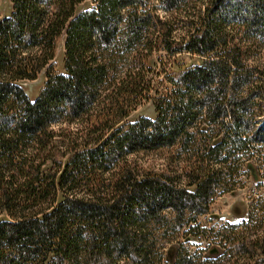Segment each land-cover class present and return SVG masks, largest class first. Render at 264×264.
<instances>
[{"label":"trees","instance_id":"1","mask_svg":"<svg viewBox=\"0 0 264 264\" xmlns=\"http://www.w3.org/2000/svg\"><path fill=\"white\" fill-rule=\"evenodd\" d=\"M10 2L0 18V264H161L152 225L195 232L240 174V155L264 161V0ZM159 51L166 60L152 64ZM183 52L200 61L183 65ZM158 62L165 87L154 84ZM46 66L30 99L16 82ZM149 98L154 118L125 122ZM157 149H168L159 170L133 157ZM257 209L254 233L233 224L219 234L228 263L180 249L173 264H264Z\"/></svg>","mask_w":264,"mask_h":264},{"label":"rangeland","instance_id":"2","mask_svg":"<svg viewBox=\"0 0 264 264\" xmlns=\"http://www.w3.org/2000/svg\"><path fill=\"white\" fill-rule=\"evenodd\" d=\"M89 4V3H88ZM87 3L82 4V7ZM11 10L10 0H0V18L9 14ZM256 49L255 47L251 48ZM163 60L165 59V52L159 51L153 54L151 63L156 61L157 56ZM177 60L183 62V65H189L200 61V56L191 53H180L177 55ZM64 47L63 39L59 42L54 58L51 60V69L54 72H63ZM165 63L158 62L155 65V70L158 71V82L154 83L156 87H165L168 82L165 79ZM48 66L44 67L38 72L35 78L21 79L16 83L22 88L30 99H34L43 86L45 81V72ZM170 68L167 67L166 70ZM154 97L157 96L154 92ZM154 99L149 98L142 100L136 108L126 118L125 122H131L138 117L154 118ZM168 149H157L152 151L142 150L133 155L137 163L143 169L159 170L164 161ZM240 162H237L239 175L235 177L234 184L231 188L223 190V188H216L219 194L215 195L209 205V212L200 214L197 219L198 228L193 233L184 234L182 229L177 230L174 226H169L167 231L162 234L163 227L159 222L152 225L155 229V240L162 252L161 264H173L180 249H185L191 255L192 260L210 259L215 262L228 263L231 257L229 245L223 240L219 241L221 232H227L231 225L243 233L251 226L254 233V226L256 217H262V210L259 211L257 207L261 205L264 207V161L256 162V155L247 153L240 155ZM171 217V213L167 212ZM211 214L217 215V218H212ZM1 218V216H0ZM225 243V244H224ZM224 245V246H223ZM264 249V248H263ZM227 251V252H226ZM264 251V250H263ZM229 252V253H228ZM264 252L257 250L255 259H261ZM233 258V257H232ZM239 263L247 264V258H239ZM251 264V262L249 263Z\"/></svg>","mask_w":264,"mask_h":264}]
</instances>
